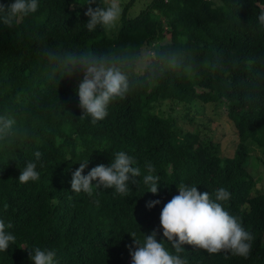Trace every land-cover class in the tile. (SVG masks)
I'll return each instance as SVG.
<instances>
[{"label":"trees","instance_id":"trees-1","mask_svg":"<svg viewBox=\"0 0 264 264\" xmlns=\"http://www.w3.org/2000/svg\"><path fill=\"white\" fill-rule=\"evenodd\" d=\"M134 1L125 5L114 33L100 26L87 30L86 0H38V10L13 27L0 22V114L11 111L17 126L29 131L11 144L0 142V219L13 224L16 236L0 252V264H32L27 250L35 247L55 250L59 264H131L129 234L142 238L156 229L162 237L161 209L181 184L213 196L227 189L225 208L254 237L247 258L229 253L225 259L223 252L184 245L189 264H264V190L255 189L246 166L250 144L264 151V26L258 21L264 0H150L130 16ZM151 45L183 48L200 64L199 74L168 73L139 87L113 101L96 124L80 116L78 78L58 85L49 80L40 54L45 47L108 53ZM218 56L223 68L211 71L209 61ZM164 100L197 113L208 103L226 105L238 139L233 153L217 154L198 129L181 131L171 114L154 109ZM118 151L141 169L127 196L114 189H94L92 196L70 191L79 163L88 160L86 175L98 164L109 165ZM29 161L36 162L40 178L20 183ZM148 162L159 176L157 194L143 183ZM153 200L161 203L148 209Z\"/></svg>","mask_w":264,"mask_h":264},{"label":"clouds","instance_id":"clouds-1","mask_svg":"<svg viewBox=\"0 0 264 264\" xmlns=\"http://www.w3.org/2000/svg\"><path fill=\"white\" fill-rule=\"evenodd\" d=\"M96 4V7L92 5ZM88 18L85 26L89 32L97 26L114 29L118 26L123 8L120 0H106L104 6L97 0H86ZM38 0H13L0 3V22L13 27L17 19L33 14L38 10ZM258 21L264 26V11L258 15ZM47 60V77L57 85L61 79L78 78L77 92L79 108L83 117H90L96 124L108 115L109 105L116 99H125L139 87L162 80L168 73H182L196 77L200 64L183 48L161 49L157 45L144 46L138 50H113L98 53L91 50H60L45 47L40 53ZM264 62V60H262ZM233 66L237 61H232ZM211 71L222 69L221 57L209 61ZM61 105V104H60ZM62 106V105H61ZM29 135L26 128L18 127L17 120L11 111L0 114V142L11 144L17 137ZM39 160L42 153H34ZM88 160L79 163L71 173L70 191L77 194L84 192L92 196L94 189H114L117 194L127 196L130 185H137L141 169L134 166L135 159L124 151H118L109 165L98 164L86 175L84 170ZM147 173L143 183L149 186L152 194L158 193L159 176L154 175V166L146 163ZM40 172L37 164L29 161L20 171V183L38 181ZM177 188V187H176ZM231 193L220 187L214 196L207 191L201 192L197 186L181 184L177 194L172 196L161 209L159 224L162 237L153 229L138 238L135 232L129 234L132 243L126 245L131 257V264H189L183 255L184 245L206 250L210 254L225 253L247 258L252 250L254 237L242 223V218L231 214L224 206ZM160 200L146 203V207L159 205ZM11 222L0 219V252L7 251L15 243L16 236L10 231ZM32 264H59L55 250L35 247L27 250Z\"/></svg>","mask_w":264,"mask_h":264},{"label":"rangeland","instance_id":"rangeland-1","mask_svg":"<svg viewBox=\"0 0 264 264\" xmlns=\"http://www.w3.org/2000/svg\"><path fill=\"white\" fill-rule=\"evenodd\" d=\"M129 1L120 0L123 9ZM149 1L135 0L126 12L130 16L136 15ZM76 11L80 12L81 10L78 8ZM119 25L120 21L116 28L111 29L112 33L118 29ZM154 109L164 114H171L175 119L176 126L183 132L200 130L202 136H206V141L210 142L217 154L226 156L233 153L238 139L234 124L225 113L227 110L226 105L215 106L208 103L197 113L172 100H164L157 102ZM191 116L193 118L189 120ZM249 146L250 156L246 164L247 169L256 181L255 189L264 190V164H262L264 151L254 144ZM262 244L264 246V235Z\"/></svg>","mask_w":264,"mask_h":264}]
</instances>
